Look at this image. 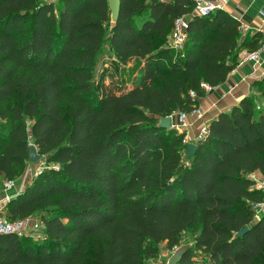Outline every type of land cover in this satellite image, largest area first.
Masks as SVG:
<instances>
[{
	"label": "trees",
	"instance_id": "1",
	"mask_svg": "<svg viewBox=\"0 0 264 264\" xmlns=\"http://www.w3.org/2000/svg\"><path fill=\"white\" fill-rule=\"evenodd\" d=\"M193 6L120 0L112 22L107 0H0V187L24 172L30 144L53 163L0 210L43 224L36 238L0 233V264H149L186 229L177 264H264L252 208L264 194L247 176H264V78L208 122L191 157L184 131L158 125L260 46L225 9L192 15L169 45ZM106 51L123 64L109 83L95 73Z\"/></svg>",
	"mask_w": 264,
	"mask_h": 264
},
{
	"label": "crops",
	"instance_id": "2",
	"mask_svg": "<svg viewBox=\"0 0 264 264\" xmlns=\"http://www.w3.org/2000/svg\"><path fill=\"white\" fill-rule=\"evenodd\" d=\"M224 9L240 20L242 35L261 31L264 26V0H227ZM260 78H264V47L259 51L258 62L239 59L237 66L229 72L222 83L209 88L206 94L199 98L197 106L199 112L190 113L181 124L182 131L185 132V141L194 143L204 125H207L220 111L229 110L242 96L254 92L252 82ZM171 118L173 124V117ZM38 171L39 169L35 170L32 166H28L20 177L14 180L7 192L0 187V210L8 200L5 194L10 197L15 196ZM153 259L155 258L149 259L148 263L152 264Z\"/></svg>",
	"mask_w": 264,
	"mask_h": 264
},
{
	"label": "built area",
	"instance_id": "3",
	"mask_svg": "<svg viewBox=\"0 0 264 264\" xmlns=\"http://www.w3.org/2000/svg\"><path fill=\"white\" fill-rule=\"evenodd\" d=\"M194 6L189 13H185L175 19L174 26L168 35V44L176 47H181L187 37V25L189 18L194 15H208L217 9H224L227 0H193ZM264 47V26L261 28V38L260 46L253 51H243L240 53L239 59H249L253 62L259 61V51ZM210 87H207V90ZM194 95L193 91H190ZM199 112L198 107L194 108L190 113ZM187 112H178L177 122L181 125L187 119L190 114ZM172 117V116H171ZM207 131V125L198 132L197 139L204 136ZM250 174V175H249ZM248 174V177L253 180V187L260 190L264 194V176L258 170L252 171ZM259 175L258 177L256 176ZM13 180H4L1 187L4 192H7L13 185ZM9 195L6 193L5 198L9 199ZM254 210V218H260L262 212H264V196L263 199L253 203L252 206ZM43 226L42 221H40L35 216H26L23 218L11 220L4 215H0V233L3 232H15L18 235L32 234L35 229Z\"/></svg>",
	"mask_w": 264,
	"mask_h": 264
},
{
	"label": "rangeland",
	"instance_id": "4",
	"mask_svg": "<svg viewBox=\"0 0 264 264\" xmlns=\"http://www.w3.org/2000/svg\"><path fill=\"white\" fill-rule=\"evenodd\" d=\"M52 1L57 2V0H52ZM121 66H123V64H121L118 61L115 55L110 51H106L103 55L102 60L96 66V70H95L96 77L98 78L99 75L102 74L105 83H109L111 79L117 80L118 69ZM177 115H178V112H174L171 114V116L173 117V121H174L173 128L175 130L174 131L175 133L182 131V126H183V125H178V122L176 121ZM29 140L31 141V138ZM182 154H183V157H185L184 152ZM47 165H53V163H48L47 157L45 155H42L40 159H38L35 162L28 160L26 162L25 168H27L28 166H32L33 169L40 170L42 167L47 166ZM249 173H247V176ZM256 176L258 177L259 175L256 174ZM34 216L37 217L36 215ZM42 231H43V226H40L38 229H35L32 232V234H29V235H31L33 238L40 237L42 236ZM194 234L195 233L190 229L184 230L181 233L179 243L173 246L172 248H167L164 243H160L158 255L157 257H155V259L152 260L151 263L152 264H170L168 261L172 254L180 253L184 248L190 247L192 245Z\"/></svg>",
	"mask_w": 264,
	"mask_h": 264
},
{
	"label": "water",
	"instance_id": "5",
	"mask_svg": "<svg viewBox=\"0 0 264 264\" xmlns=\"http://www.w3.org/2000/svg\"><path fill=\"white\" fill-rule=\"evenodd\" d=\"M108 1V7L110 10L111 14V20L114 22L117 17H118V12H119V7H120V0H107ZM171 115L167 116H162L159 118L158 125L163 128H168L170 126H173L171 124ZM196 144L193 142H186V156L191 157L196 150ZM42 155L37 152V148L34 144H30L28 148V157L29 160L32 162L37 161L40 159ZM248 229L247 226H243L237 233L236 235L240 236L242 235L246 230ZM180 253H175L172 254L171 257L169 258V263L170 264H177L178 260L180 259Z\"/></svg>",
	"mask_w": 264,
	"mask_h": 264
}]
</instances>
